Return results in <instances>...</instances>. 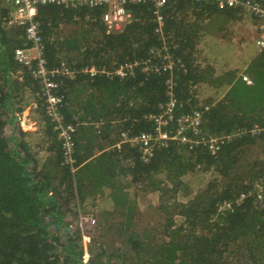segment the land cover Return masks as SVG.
I'll use <instances>...</instances> for the list:
<instances>
[{"label":"trees","instance_id":"obj_1","mask_svg":"<svg viewBox=\"0 0 264 264\" xmlns=\"http://www.w3.org/2000/svg\"><path fill=\"white\" fill-rule=\"evenodd\" d=\"M4 1L0 0V264H83L81 233L71 226L79 211L98 216L101 237L109 228L117 234L99 246L92 237L87 264H264V48L241 74L216 70L225 44L219 42V51L205 58L199 48L206 32L213 36L218 31L206 19L233 21L240 8L168 0L162 33H157L151 1L126 3L131 20L106 32L101 19L106 5L38 4L45 66L64 63L73 74L61 76L59 88L65 96L63 122L76 130L72 171L61 164V143L44 112L40 79L32 73L35 62L28 68L14 58L16 48L30 43L24 27L8 25L10 10ZM256 1L264 5V0ZM165 45L177 64L171 71L146 73L139 64L124 77L115 74L122 64L147 59L162 65L168 61ZM90 67L96 69L94 75ZM168 79L177 101L174 119L199 110L207 136L232 135L215 153L205 144L190 149L177 142L155 146L150 155L129 142L116 147L122 131L129 137L154 132L149 116L167 103ZM204 85L214 92L225 90L202 97ZM33 102L39 111L35 120L45 123L47 157L37 156L35 144L26 141L27 131L15 120V113ZM83 120L105 124V142L98 138V127L88 124L97 143L88 140L91 145L83 146L85 141L77 135ZM112 125L117 135L109 131ZM200 172L212 176L192 191L183 178ZM151 192L159 193L153 236L146 233L148 226L139 228L144 216L137 203ZM100 201L109 208L100 209ZM225 203L230 206L219 209ZM95 207L100 209L97 214ZM114 222L118 227L111 228Z\"/></svg>","mask_w":264,"mask_h":264},{"label":"built area","instance_id":"obj_2","mask_svg":"<svg viewBox=\"0 0 264 264\" xmlns=\"http://www.w3.org/2000/svg\"><path fill=\"white\" fill-rule=\"evenodd\" d=\"M151 1L153 3V16L154 22L157 27L155 31L162 33L163 27V8L168 0H5L6 3L12 5L8 16V25L22 26L25 29V37L29 41L28 47H18L14 51L15 60L28 68H32L35 62V69L32 73L36 78L40 79V94L44 97V112L48 116L50 122L53 124V131L61 143L62 161L61 164L69 165L71 170H74L75 163V140L74 133L75 127L72 124L64 123L61 108L65 105V96L60 93L62 85L61 76H68L72 78L73 74L69 71L64 63L58 67L48 69L46 61L43 57L44 43L41 35V26L37 17L36 6L38 4H55L71 7L83 6H103L106 5L108 9L101 15L103 24L106 27V32L117 30L122 27L126 22L131 20V12L125 7L126 3H140ZM201 2H214L220 9L225 8H240L244 13H247L254 20L256 29L255 45L258 48H264V5L258 3L256 0H194ZM166 46V45H165ZM166 51L163 54L164 58L168 61L162 65H152L149 59L137 62L135 64L120 65L115 74L120 77L126 75V70L132 69L134 66L141 64L143 71L146 73H159L161 71H171L176 62L171 58L168 53V48L163 47ZM33 52V53H32ZM152 54L160 55L159 52ZM90 75H94L96 69L94 67L87 68ZM248 83L250 79L246 75L242 77ZM169 99L158 113L151 114L149 118L153 121L154 132H141L134 137H129L128 132H120V141L116 143L119 148L123 142H129L131 146L140 145L142 154L150 155L155 146H167L169 142H177L178 144H188L190 149L205 144L208 146L211 153H215L220 143L225 140L231 139V134L225 132L215 136H207L202 129V112L193 110L191 112L183 113L174 119L175 106L177 104L171 87L173 86L172 80H167ZM59 89V90H58ZM32 107L35 108L37 103L33 102ZM16 120L23 130L28 122L22 115V112L15 113ZM145 157V156H144ZM257 187L260 185L255 184ZM257 196L261 198L262 188L259 189ZM244 197L242 193L238 199L240 201ZM230 203L219 206V209L229 207ZM79 231L81 233L82 246H83V259L82 263L87 264L88 252L87 245L90 242L89 229L95 228L96 216L92 213L83 214L79 211L76 221Z\"/></svg>","mask_w":264,"mask_h":264},{"label":"rangeland","instance_id":"obj_3","mask_svg":"<svg viewBox=\"0 0 264 264\" xmlns=\"http://www.w3.org/2000/svg\"><path fill=\"white\" fill-rule=\"evenodd\" d=\"M236 15H237V19L233 21H230L229 19L228 21L217 20L218 17L214 18L215 21H212V19L210 18L209 20H207V22H212L208 26L213 25L215 28L218 29L217 33L214 34V36L216 35L215 37H217L216 41H219L220 43L225 44L227 47L221 50V55L219 59H222V61H225L228 64H233L235 66L238 65V61H237L238 53L236 52L238 47L244 44V47L250 50V54H252V52L254 51L257 53V47H258L253 43L255 35H256V29H255L254 20L252 19V17L243 12H240ZM207 39H209L208 35L204 36L203 42L200 43L199 48H206L208 43L214 41L213 39V40H210L209 42H205L207 41ZM231 44H233L234 46H231ZM211 50L212 49H210V51ZM213 54L214 53H212V55ZM201 56L205 58L206 55L201 54ZM212 61L213 59H209V62H212ZM222 68H226V67L222 65V63H220L219 69L221 70ZM224 90H225L224 88H220V89H217V91L215 92L218 95V94L223 93ZM200 91L202 92V97L211 96L215 93L213 91V88L208 87V85H204L203 89ZM29 129L30 128L26 127L25 131ZM210 176H212L210 172H207V173L200 172L198 174L186 175L183 178V180L189 184L192 191H195L198 187L204 185V183L208 181ZM259 183L261 184V182ZM137 192L138 194H141L140 190H137ZM158 199H159L158 192H151L145 195L143 198L141 197L137 198L138 209L140 211V214L144 216V219L140 221L139 228H142V226H148L146 229V233H148L149 236H153L155 227H152V225L155 223V220L159 219V217H157V214L154 210V207L156 206ZM88 206H93V205H88ZM99 208L100 209L104 208V210H106V208H109V204L106 203L105 201H100ZM100 209L96 208V214ZM75 221H73L71 226L78 228L77 222ZM177 221L180 222L181 219L177 218ZM97 222H98V216L96 215L95 228L89 229L90 241L93 237L92 240H94V246H95V243L97 246H99L100 243H102L101 240L110 239L111 236L117 235L115 234L113 229L109 228V232L105 233L104 237H101L100 233H102V229H100ZM113 224L115 225H112L111 228L118 227L116 222H114ZM115 243H117L118 245H121V242L119 240H116ZM81 244H82V239H81Z\"/></svg>","mask_w":264,"mask_h":264},{"label":"crops","instance_id":"obj_4","mask_svg":"<svg viewBox=\"0 0 264 264\" xmlns=\"http://www.w3.org/2000/svg\"><path fill=\"white\" fill-rule=\"evenodd\" d=\"M4 4L6 6L9 7V10L12 8V5L9 4V3H6L4 1ZM9 14V12H8ZM207 21V19L205 20ZM226 21H228V19H226ZM232 21V20H230ZM208 35V38L207 41L205 42H209L210 40H213L212 42L208 43L206 48H202V55H209L210 54V57L213 56L212 53H216L217 51H219L220 49V44H219V41H216L217 37H215L214 35H209L207 32H206V36ZM255 40V38H254ZM253 43L255 44V42L253 41ZM231 46H234L233 44H231ZM210 49H212L210 51ZM214 50V51H213ZM260 49L257 47V52L259 51ZM236 52L238 53V65H233V64H228L226 63L225 61H220V63H222V65H224L226 68H222L221 70L219 69V67H215L216 70L219 71V74L223 73L224 71H227L229 69H235V70H239V74H241L247 63L251 60V58L253 56H255L256 52H252V54H250V50L246 47H244V44H242L240 47L237 48ZM33 53V52H32ZM236 53V54H237ZM240 55V56H239ZM32 103H30L26 108L25 110H23L22 112V115L25 117V119L27 120L28 122V125H30V129L29 130H26L27 131V135L25 137L26 141L29 142V143H34L35 146L32 144L33 148L35 147L37 150V156L40 158L41 157H47L49 154H50V151L48 149L50 143H48V139L46 138V134H45V123L43 122L42 123H38V120L36 121L35 119H38V110L37 108L33 109L32 110ZM16 120V119H15ZM83 121H81V125L78 129V137L82 138L85 142H83V146H90L91 144L88 143V140L89 141H93L94 144L97 143V139L94 138L95 136V131L93 128H88V124L90 125H93L94 122H88V121H85L86 123H83ZM83 123V124H82ZM79 124V122H78ZM97 124V125H95ZM94 126H97L98 128L96 130H98V138L100 139V141L102 142H105V138L102 137V132L103 131H107L108 128L106 127L105 124H102L101 122H97L95 123ZM116 124V123H115ZM32 127V128H31ZM105 127L107 129H105ZM112 127V130H109L113 135L116 133L117 135V130L115 129L116 126H111ZM108 132V131H107ZM86 141H87V144H86ZM34 148V150H35Z\"/></svg>","mask_w":264,"mask_h":264},{"label":"water","instance_id":"obj_5","mask_svg":"<svg viewBox=\"0 0 264 264\" xmlns=\"http://www.w3.org/2000/svg\"><path fill=\"white\" fill-rule=\"evenodd\" d=\"M65 228H66L67 230H69V229H70V228H69V227H67V226H66Z\"/></svg>","mask_w":264,"mask_h":264}]
</instances>
